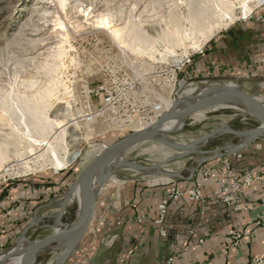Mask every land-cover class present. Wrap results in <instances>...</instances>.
<instances>
[{
    "label": "rangeland",
    "instance_id": "1",
    "mask_svg": "<svg viewBox=\"0 0 264 264\" xmlns=\"http://www.w3.org/2000/svg\"><path fill=\"white\" fill-rule=\"evenodd\" d=\"M259 2L260 0H0V149L6 155L0 160V167L13 165L17 168L21 161L31 159L27 163L29 170L28 167L18 168V173L0 177V198L15 195V186L21 179H27L30 184L35 178H48V175L57 173L58 176L62 174L66 181L67 172L74 178L98 148L116 140L120 133L131 132H106L105 127L100 124L87 125L78 116L82 87L84 84L96 85L101 79V67L113 59L118 47L122 48L111 40L109 27L125 26L132 33V30L138 31L142 37L157 41L153 52L147 47L142 52L129 51L130 53L163 61L167 56L179 55L186 50L190 58L186 65H190L194 59L199 60L197 56L206 53L228 31L239 25H252L264 18V2ZM243 3L249 4L253 10L247 17L240 18ZM225 8L231 9L233 20L230 21L224 14ZM103 19L108 22L107 26L103 27ZM167 30L176 33L180 39V43L173 46V54L166 50V44L160 39ZM117 33L121 34V31ZM198 42H202L200 49L193 48L192 44ZM229 76L244 78L245 89L264 102V88L252 78L257 76ZM49 87L51 91L47 95ZM191 87L192 93L200 90L199 83H181L172 90L173 93L166 101L171 102V105L177 90L183 89L179 94L181 96ZM242 110L241 107L203 110L188 118L183 128L171 133L170 137L182 143L224 125L237 129L256 126L257 121L244 116ZM34 112L40 116L39 119L32 115ZM34 123L38 124L36 128ZM62 124L64 133L53 140L54 132L60 131L58 126ZM29 132L35 139H43L47 133L48 136L52 134L50 140L60 158L69 157L77 149L80 154L66 167L55 169L51 165V150L41 145L44 141L39 145L30 140ZM239 140L234 135H221L209 140L205 149ZM166 152L169 156L175 154L161 144L148 141L126 151L125 158L152 165L164 159ZM193 158L184 166L194 164L196 161ZM180 161L187 160L183 158L173 161L163 169L175 172L170 168ZM120 172L123 178L140 175L130 169H121ZM66 183L69 184L64 186L65 191L71 181ZM67 207L69 210L77 208V205L71 202ZM3 208L6 209L7 206H0V209ZM47 212L45 210L42 214ZM31 214L30 212L23 220L24 224L31 219ZM74 218L75 214L73 218L68 213L62 216L63 221ZM53 230L48 227L33 228L29 230L28 237L36 240ZM56 256L57 252L47 251L39 255L36 264H53Z\"/></svg>",
    "mask_w": 264,
    "mask_h": 264
},
{
    "label": "crops",
    "instance_id": "2",
    "mask_svg": "<svg viewBox=\"0 0 264 264\" xmlns=\"http://www.w3.org/2000/svg\"><path fill=\"white\" fill-rule=\"evenodd\" d=\"M197 57L180 73L183 79L254 75L264 88V18L228 31ZM198 157H186L187 161L170 168L181 171L182 178L137 174L107 182L98 195L88 232L66 263L264 264V139L240 153L205 162L190 177L196 162L184 165ZM250 171L262 179L237 187L236 182ZM62 177L55 173L30 184L21 179L15 195L0 198V206H7L0 209V251L14 242L30 212L32 217H42L58 209L56 199L69 184ZM195 186L201 191L199 201L186 196L169 200L164 221H156L157 205L173 189L186 191ZM226 194L235 197L242 208L222 201ZM76 210L67 207L64 215L73 218ZM52 221L45 219L33 228ZM231 230L241 234L236 244L231 243Z\"/></svg>",
    "mask_w": 264,
    "mask_h": 264
},
{
    "label": "water",
    "instance_id": "3",
    "mask_svg": "<svg viewBox=\"0 0 264 264\" xmlns=\"http://www.w3.org/2000/svg\"><path fill=\"white\" fill-rule=\"evenodd\" d=\"M244 80L237 76L185 78L184 83L187 85L199 83L200 90L197 93L187 90L181 96L179 94L183 89L177 90L173 103L152 124L126 133L95 152L75 175L64 195L56 199L58 209L47 216L37 217L35 214L24 225L14 242L0 251V264H6L18 252L21 253V264H36L38 256L47 251L57 252L53 264H65L90 228L101 189L110 180H125L120 172L121 169L137 171L141 176L155 174L169 179L182 178L181 171L172 172L163 168L173 161L198 155L196 163L190 168L191 177L205 162L240 153L257 140L264 139V102L245 89ZM217 107H241L244 116L255 119L258 124L244 129L224 125L182 143L170 137L171 133L183 128L188 118L203 110ZM169 124H179L180 127L168 129L166 127ZM226 134L237 136L240 140L213 149H205L209 140ZM148 141L161 144L175 154L152 165L125 158L126 151ZM71 202L77 205L75 218L63 221L62 216ZM49 218L53 219L52 223H45L41 228H53V232L31 240L27 236L28 231Z\"/></svg>",
    "mask_w": 264,
    "mask_h": 264
},
{
    "label": "built area",
    "instance_id": "4",
    "mask_svg": "<svg viewBox=\"0 0 264 264\" xmlns=\"http://www.w3.org/2000/svg\"><path fill=\"white\" fill-rule=\"evenodd\" d=\"M112 58L101 67V79L96 85L84 84L82 87L78 112L79 120L87 125L100 124L106 132L134 131L157 120L170 106L165 104L166 98L170 97L175 87L184 83L180 73L190 62L189 56L182 61H174L179 58L178 54L167 56L163 61L150 60L119 47ZM261 179L259 174L250 171L236 182V186H249ZM182 196L199 201L201 191L198 186L186 191L173 189L157 205L158 223H162L166 217L168 201ZM221 199L234 203L236 209L242 208L241 203L229 194ZM162 233L165 235L164 231ZM240 237V232L230 231L232 244H236Z\"/></svg>",
    "mask_w": 264,
    "mask_h": 264
},
{
    "label": "bare ground",
    "instance_id": "5",
    "mask_svg": "<svg viewBox=\"0 0 264 264\" xmlns=\"http://www.w3.org/2000/svg\"><path fill=\"white\" fill-rule=\"evenodd\" d=\"M264 0H260L259 4L263 3ZM253 9L249 6V4H246V3H243L242 5V8H241V17L240 18H245L247 17L251 11ZM231 9L230 8H225V11H224V14L228 17V19L231 21L233 20V17H234V14H231ZM104 21V22H103ZM101 23H103V27L106 25H108V22H106L105 19H103L101 21ZM228 23H225V25H227ZM110 28V38L111 40L113 41V43L119 45L120 47H122L121 49L122 50H127V51H143L145 48L149 47L150 51L153 52L154 48H155V43L157 42L155 39H146L144 37H142L141 33L138 32V31H134L132 30L134 33H132L131 31H128V29L123 26V27H120V28H117V27H109ZM121 31V34L117 33ZM127 31V33H126ZM160 39L166 44V50L172 52L173 54V51H174V47L173 46H176L180 43V39L179 37L176 35V33H171L170 31L167 30V32H164L162 34V36L160 37ZM138 46V47H137ZM202 46V42H198V43H193L192 44V47L193 48H197V49H200V47ZM148 49V50H149ZM153 49V50H152ZM149 51V52H150ZM155 51V50H154ZM148 52V51H147ZM177 55V54H176ZM175 54L173 56H176ZM188 56V52L185 50V52H182L179 54V58L174 60V61H182L184 57ZM54 84V82L52 83ZM49 91H51V88L49 87L48 89V92H47V95L49 93ZM189 92H192V87L188 89ZM171 102L168 103V101H165V104H167L169 106ZM32 115L38 119L40 118V116H37L36 112L32 113ZM43 117V115L41 116ZM44 120V119H43ZM46 123H48L47 120H45ZM50 123V122H49ZM34 126L35 128L38 126V124H35L34 123ZM51 126V124H50ZM174 127H180V125L178 124H169L166 128L168 129H172ZM34 128V129H35ZM58 129L60 131H55L54 132V137H53V140H57L58 138L57 137H60L62 135V132L64 133V128H63V124L58 126ZM36 130V129H35ZM46 130V126L44 125L43 126V131ZM61 134V135H60ZM52 134L48 136V133L45 134L44 138L43 139H35L31 132L28 133V138L30 140H34L37 144L40 145V143L42 141H44L41 145H45L46 146V149H50L51 150V153H50V159H51V165L55 168V169H62L64 167H66L73 159L77 158L80 154L79 150H75L74 152L71 153V155L67 158L63 157V158H60L58 156V154L56 153L55 151V147L54 145L52 144L53 142L50 140L51 137L53 136ZM101 149V148H98L96 150V152ZM46 151V150H45ZM66 154V153H65ZM5 152L2 151V149H0V160H3L5 158ZM65 156V155H63ZM169 156V153L166 152L164 153V158L168 157ZM24 160V159H23ZM31 160V159H30ZM30 160H27V161H21L19 163V167L17 168H14L13 165H9V166H2L0 167V177L5 175V174H12V173H18L16 170H19L18 168H21V169H24L25 167L27 168L28 167V161ZM35 163V162H33ZM36 164V163H35ZM33 165V164H32ZM35 166V165H34ZM30 167H28L27 169L29 170ZM168 170V169H167ZM21 253L18 252L16 253L14 256H12L7 262L6 264H21Z\"/></svg>",
    "mask_w": 264,
    "mask_h": 264
},
{
    "label": "trees",
    "instance_id": "6",
    "mask_svg": "<svg viewBox=\"0 0 264 264\" xmlns=\"http://www.w3.org/2000/svg\"><path fill=\"white\" fill-rule=\"evenodd\" d=\"M184 69V68H183ZM183 71V70H182ZM122 135H124V133H120L117 137L119 138L120 136H122ZM117 139V138H116ZM77 173V172H76ZM75 173V174H76ZM66 176H69V179H66L67 181H72V178H73V176H72V178H71V173L69 174V172H67V175ZM66 178V177H65ZM50 184H52V183H50ZM24 224V223H23ZM65 264H68V263H65Z\"/></svg>",
    "mask_w": 264,
    "mask_h": 264
}]
</instances>
